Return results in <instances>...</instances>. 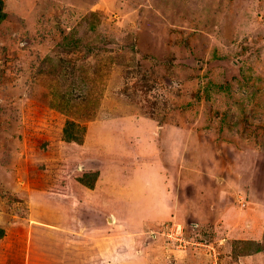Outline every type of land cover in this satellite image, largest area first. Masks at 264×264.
Returning <instances> with one entry per match:
<instances>
[{"label": "rangeland", "instance_id": "374dc122", "mask_svg": "<svg viewBox=\"0 0 264 264\" xmlns=\"http://www.w3.org/2000/svg\"><path fill=\"white\" fill-rule=\"evenodd\" d=\"M3 1L0 264H264V0Z\"/></svg>", "mask_w": 264, "mask_h": 264}, {"label": "trees", "instance_id": "16d2710c", "mask_svg": "<svg viewBox=\"0 0 264 264\" xmlns=\"http://www.w3.org/2000/svg\"><path fill=\"white\" fill-rule=\"evenodd\" d=\"M6 11L4 10V1L0 0V21L4 20L6 18ZM87 176H89V180L85 179L84 177L80 178V181L83 182L85 185H88L92 187L94 185V181L97 180L98 172L93 173H87Z\"/></svg>", "mask_w": 264, "mask_h": 264}, {"label": "water", "instance_id": "95a60500", "mask_svg": "<svg viewBox=\"0 0 264 264\" xmlns=\"http://www.w3.org/2000/svg\"><path fill=\"white\" fill-rule=\"evenodd\" d=\"M191 64L193 65H200V60H196V59H192L191 61H189ZM232 65H234V67L238 66V63L236 61H232Z\"/></svg>", "mask_w": 264, "mask_h": 264}]
</instances>
